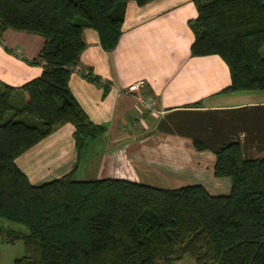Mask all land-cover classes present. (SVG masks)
Here are the masks:
<instances>
[{"label":"trees","instance_id":"obj_1","mask_svg":"<svg viewBox=\"0 0 264 264\" xmlns=\"http://www.w3.org/2000/svg\"><path fill=\"white\" fill-rule=\"evenodd\" d=\"M129 1L142 7L154 0H0V40L8 29L44 40L38 78L19 88L0 82V242L23 246L13 264H176L186 256L195 264H264V155L245 159L238 142L214 151V175L231 181L230 192L218 196L201 186L153 188L121 172L78 180V165L34 186L16 165L62 125L74 127L79 161L105 133L69 80L85 50L84 30L96 31L101 48L112 52ZM194 5L191 55L226 63V92L264 91V0ZM81 74L97 81L91 71Z\"/></svg>","mask_w":264,"mask_h":264},{"label":"crops","instance_id":"obj_2","mask_svg":"<svg viewBox=\"0 0 264 264\" xmlns=\"http://www.w3.org/2000/svg\"><path fill=\"white\" fill-rule=\"evenodd\" d=\"M196 16L194 0H154L142 7L129 1L112 52L101 48L96 31L84 30L85 50L69 88L89 120L106 131L79 161L74 127H58L15 160L32 185L58 179L78 165L76 174L85 177L78 180L121 172L158 189L230 192V179L214 175V151L238 142L245 159L263 157L264 91L226 92V63L217 55H191L188 22ZM43 44L38 35L8 29L0 40V82L19 88L38 78L42 64L35 60ZM85 71L97 81L81 74ZM146 102L154 111L145 109ZM194 140L206 149H195Z\"/></svg>","mask_w":264,"mask_h":264},{"label":"rangeland","instance_id":"obj_3","mask_svg":"<svg viewBox=\"0 0 264 264\" xmlns=\"http://www.w3.org/2000/svg\"><path fill=\"white\" fill-rule=\"evenodd\" d=\"M261 53H264V47L261 49ZM85 179L82 174H78L76 179ZM12 225V224H11ZM15 229H19L18 226L12 225ZM23 255V246L19 243L14 246L4 245L0 242V264H13L14 260L20 258ZM176 264H195L194 260L186 256L181 262Z\"/></svg>","mask_w":264,"mask_h":264},{"label":"built area","instance_id":"obj_4","mask_svg":"<svg viewBox=\"0 0 264 264\" xmlns=\"http://www.w3.org/2000/svg\"><path fill=\"white\" fill-rule=\"evenodd\" d=\"M139 85H141V84L139 83L137 85H134V86L130 87L129 89L130 90L136 89V88H138ZM144 106H145V109L147 111H149V112L154 111V106L151 102H146Z\"/></svg>","mask_w":264,"mask_h":264}]
</instances>
